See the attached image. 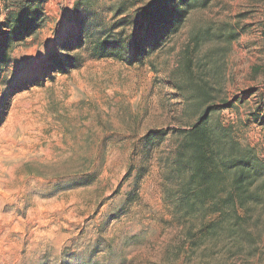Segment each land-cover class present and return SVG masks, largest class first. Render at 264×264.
I'll return each mask as SVG.
<instances>
[{
	"label": "rangeland",
	"instance_id": "374dc122",
	"mask_svg": "<svg viewBox=\"0 0 264 264\" xmlns=\"http://www.w3.org/2000/svg\"><path fill=\"white\" fill-rule=\"evenodd\" d=\"M77 1L46 0L1 66L0 264H264V0H194L141 62L131 40L152 0ZM107 35L124 61L93 56ZM209 107L262 172L240 191L228 175L215 194L232 200L187 212L179 133Z\"/></svg>",
	"mask_w": 264,
	"mask_h": 264
},
{
	"label": "trees",
	"instance_id": "16d2710c",
	"mask_svg": "<svg viewBox=\"0 0 264 264\" xmlns=\"http://www.w3.org/2000/svg\"><path fill=\"white\" fill-rule=\"evenodd\" d=\"M0 1L4 3L6 15L5 20L0 23V28L4 31L3 42L0 43L1 70L7 59L6 53L10 42L15 38L17 41L26 40L43 25L45 17L43 4L46 0ZM82 1L76 2L75 11L85 6ZM194 2V0H152L145 4L142 7L143 21L139 29L141 35L134 36L131 40L135 50L133 62H141L161 49L169 38L180 30ZM117 28L118 26H115L114 30ZM92 53L99 59L124 61L126 57L123 41L112 35L98 38L92 46ZM73 63L69 57H59L52 62V71L65 73L66 68ZM214 111H216L215 107L207 108L194 125L179 133L174 172L180 179L181 208L187 212L215 206L217 198L223 203L232 200V195H222L225 190L220 193V197L215 194L221 183L226 186L223 183L228 175H233L231 185L240 191L246 179L251 185L262 172V162L255 149H242L229 128L211 122ZM158 135L166 136L167 133L151 131L147 138L151 141ZM244 173L247 175H243Z\"/></svg>",
	"mask_w": 264,
	"mask_h": 264
},
{
	"label": "bare ground",
	"instance_id": "6f19581e",
	"mask_svg": "<svg viewBox=\"0 0 264 264\" xmlns=\"http://www.w3.org/2000/svg\"><path fill=\"white\" fill-rule=\"evenodd\" d=\"M28 186V185H27ZM36 186V185H35ZM26 189V188H25ZM2 202V201H1ZM1 202H0V204H1ZM36 203V202H35Z\"/></svg>",
	"mask_w": 264,
	"mask_h": 264
}]
</instances>
